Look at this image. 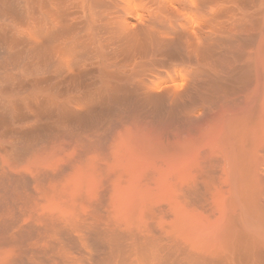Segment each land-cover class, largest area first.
Listing matches in <instances>:
<instances>
[{"label": "bare ground", "instance_id": "bare-ground-1", "mask_svg": "<svg viewBox=\"0 0 264 264\" xmlns=\"http://www.w3.org/2000/svg\"><path fill=\"white\" fill-rule=\"evenodd\" d=\"M0 264H264V0H0Z\"/></svg>", "mask_w": 264, "mask_h": 264}]
</instances>
